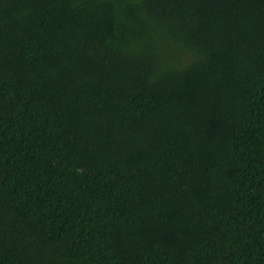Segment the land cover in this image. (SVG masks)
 Returning a JSON list of instances; mask_svg holds the SVG:
<instances>
[{"label":"trees","instance_id":"trees-1","mask_svg":"<svg viewBox=\"0 0 264 264\" xmlns=\"http://www.w3.org/2000/svg\"><path fill=\"white\" fill-rule=\"evenodd\" d=\"M0 264H264V0H0Z\"/></svg>","mask_w":264,"mask_h":264}]
</instances>
